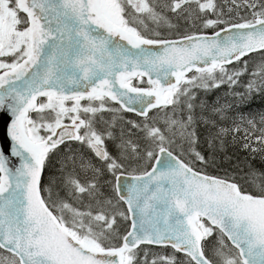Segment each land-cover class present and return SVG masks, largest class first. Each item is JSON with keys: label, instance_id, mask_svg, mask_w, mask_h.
Here are the masks:
<instances>
[{"label": "snow or ice", "instance_id": "1", "mask_svg": "<svg viewBox=\"0 0 264 264\" xmlns=\"http://www.w3.org/2000/svg\"><path fill=\"white\" fill-rule=\"evenodd\" d=\"M0 264H264V0H0Z\"/></svg>", "mask_w": 264, "mask_h": 264}, {"label": "rangeland", "instance_id": "2", "mask_svg": "<svg viewBox=\"0 0 264 264\" xmlns=\"http://www.w3.org/2000/svg\"><path fill=\"white\" fill-rule=\"evenodd\" d=\"M218 2L220 4H225V0H218ZM239 2L240 3H243V0H239ZM224 12L226 14H229V8L227 6L224 7ZM230 17L232 19V22H237V21L241 22V21H243L241 19V17H246L247 19H251L252 18L251 17V10H248L246 12L245 9H244V7L242 6L238 10L232 11L230 13ZM213 18H215V17H213ZM224 18H225V20L229 19V15H225ZM224 26L225 25H221L220 27H224ZM188 28L191 29V33H195L197 31V29H199L202 32H205V31H210V33L212 32L211 29H204L203 26L201 24H199V23H197L196 25H192L191 22H190L189 25H188ZM218 30L219 29H217V31ZM258 63H259V60H252V61H250V69H249V73L248 74L251 75V70L253 68H255L256 64H258Z\"/></svg>", "mask_w": 264, "mask_h": 264}, {"label": "trees", "instance_id": "3", "mask_svg": "<svg viewBox=\"0 0 264 264\" xmlns=\"http://www.w3.org/2000/svg\"><path fill=\"white\" fill-rule=\"evenodd\" d=\"M241 22H243V21H241ZM204 33H210V31H205ZM253 60H259V57H256V56H254L253 57ZM242 66V65H241ZM248 75H250V74H248ZM247 79V77H245V80ZM219 94H223V89L221 90V93H219ZM130 118H133V119H136L137 117H135L134 115H131V114H127ZM178 151H179V149H177ZM241 159H243V156L241 155ZM221 174H222V172H221Z\"/></svg>", "mask_w": 264, "mask_h": 264}, {"label": "bare ground", "instance_id": "4", "mask_svg": "<svg viewBox=\"0 0 264 264\" xmlns=\"http://www.w3.org/2000/svg\"><path fill=\"white\" fill-rule=\"evenodd\" d=\"M128 114H131V115H134L135 116V114H133V113H128ZM136 117V116H135ZM138 118V117H137Z\"/></svg>", "mask_w": 264, "mask_h": 264}, {"label": "water", "instance_id": "5", "mask_svg": "<svg viewBox=\"0 0 264 264\" xmlns=\"http://www.w3.org/2000/svg\"><path fill=\"white\" fill-rule=\"evenodd\" d=\"M212 33L208 34V35H211Z\"/></svg>", "mask_w": 264, "mask_h": 264}]
</instances>
